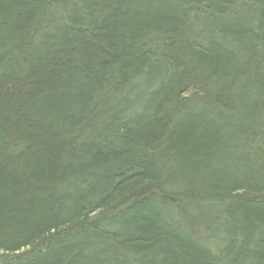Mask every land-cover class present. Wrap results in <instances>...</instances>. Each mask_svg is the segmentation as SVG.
Segmentation results:
<instances>
[{
	"label": "trees",
	"instance_id": "obj_1",
	"mask_svg": "<svg viewBox=\"0 0 264 264\" xmlns=\"http://www.w3.org/2000/svg\"><path fill=\"white\" fill-rule=\"evenodd\" d=\"M0 264H264V0H0Z\"/></svg>",
	"mask_w": 264,
	"mask_h": 264
}]
</instances>
